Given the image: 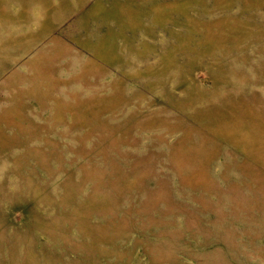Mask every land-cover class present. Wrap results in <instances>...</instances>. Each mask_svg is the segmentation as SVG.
Here are the masks:
<instances>
[{"label":"rangeland","instance_id":"1","mask_svg":"<svg viewBox=\"0 0 264 264\" xmlns=\"http://www.w3.org/2000/svg\"><path fill=\"white\" fill-rule=\"evenodd\" d=\"M0 264H264V0H0Z\"/></svg>","mask_w":264,"mask_h":264}]
</instances>
